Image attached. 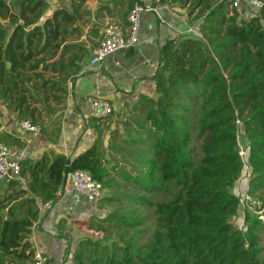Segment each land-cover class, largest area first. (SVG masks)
<instances>
[{
  "label": "trees",
  "instance_id": "obj_1",
  "mask_svg": "<svg viewBox=\"0 0 264 264\" xmlns=\"http://www.w3.org/2000/svg\"><path fill=\"white\" fill-rule=\"evenodd\" d=\"M87 2L68 0L48 13L47 0H0V101L18 122L44 131L98 43L104 19L123 21L135 3L142 5L105 0L93 14ZM262 2L243 18L231 0H151L200 22L198 36L177 35L160 46L148 77L155 97L139 94L123 108L121 120L106 128V145L99 120L91 118L96 136L89 147L73 157H26L23 180L2 181L0 264L34 263L29 235L38 200L55 202L76 169L101 184L98 203L107 211L80 221L73 264H264V222L243 211L245 230H238L243 207L233 191L246 163V191L264 201ZM238 122L248 141L245 163ZM0 142L23 145L9 134Z\"/></svg>",
  "mask_w": 264,
  "mask_h": 264
},
{
  "label": "crops",
  "instance_id": "obj_2",
  "mask_svg": "<svg viewBox=\"0 0 264 264\" xmlns=\"http://www.w3.org/2000/svg\"><path fill=\"white\" fill-rule=\"evenodd\" d=\"M47 1L50 6L48 13L62 3L68 4V0ZM92 1H95L93 7L90 4ZM103 1L105 0H88V8L95 14ZM141 1L142 6L147 10L141 14L136 44L129 50L111 53L99 66L88 65L90 54L84 58L80 63L79 74L66 84L67 95L63 108L58 114L50 115L48 119L52 124L45 119L44 131L33 132L21 129L15 114L0 101V134L19 138L23 143L20 149L27 152V158L37 160L44 152L63 153L73 157L89 147L96 136L82 119V114L87 110L89 97L105 98L113 106L115 120L98 121L104 132L105 145L108 141L106 128L113 127L115 122L121 120L123 108L131 107L139 94L155 97L153 82L148 77L157 67L160 46L167 39L177 35L198 34V23L189 20L183 11L174 12L166 6L152 7L151 0ZM119 21L122 25L126 24L125 19ZM101 37L100 28V39ZM57 123L58 131L54 129ZM11 145L12 148L19 149L18 146ZM239 184L240 181L234 185L233 191L236 194H240L237 191ZM246 186L245 182L244 191ZM38 205L39 218L29 235L35 252L42 255L44 264H73L71 254L78 238L84 232V228L79 223L94 213L93 204L87 202L84 196L73 189L72 182L68 178L61 189V195L55 202L41 203L38 200ZM239 219L241 218L238 216L235 221Z\"/></svg>",
  "mask_w": 264,
  "mask_h": 264
},
{
  "label": "built area",
  "instance_id": "obj_3",
  "mask_svg": "<svg viewBox=\"0 0 264 264\" xmlns=\"http://www.w3.org/2000/svg\"><path fill=\"white\" fill-rule=\"evenodd\" d=\"M262 0H231V6L237 11V14L243 18H249L253 12L262 7ZM146 7L135 3L126 16V24H109L102 30V37L98 43L91 49L88 65L99 66L105 58L115 51L129 50L133 48L138 40L140 31V18ZM198 35V34H197ZM87 110L82 114L84 124L88 127L90 119L103 120L112 113V105L109 100L101 97L87 98ZM21 129L28 131H40L38 126L31 125L28 121L19 123ZM93 130V128L90 127ZM27 152L24 149H14L7 144L0 142V182L13 179L22 181L20 162L26 158ZM244 167H248L244 164ZM68 178L72 182L73 189L85 197L87 202L93 204L100 198L101 184L94 179L91 174L83 169L72 171ZM247 187V186H246ZM57 196L61 195V189L57 190ZM241 204L243 211H249L258 215V218L264 222V201L249 194L246 189L241 195ZM243 218V217H242ZM238 230H245L242 222L236 224ZM44 264L43 257L39 252L34 254V263Z\"/></svg>",
  "mask_w": 264,
  "mask_h": 264
},
{
  "label": "rangeland",
  "instance_id": "obj_4",
  "mask_svg": "<svg viewBox=\"0 0 264 264\" xmlns=\"http://www.w3.org/2000/svg\"><path fill=\"white\" fill-rule=\"evenodd\" d=\"M95 2V1H94ZM94 2L92 1L90 4H91V6L93 7L94 6ZM50 8V7H49ZM200 22H198V24H199ZM109 24H120V21L118 20V19H110V20H104V22H103V25H102V27H101V30H103L107 25H109ZM197 24V28H198V25ZM198 30V29H197ZM192 35H194V36H198L197 34H193L192 33ZM112 105V104H111ZM112 109H113V106H112ZM114 111H113V113L108 117V118H106L105 119V121L104 122H107V121H113V120H115V115H114ZM238 135H237V138H238V149H239V153H240V155H241V157H242V160H243V162L245 163L246 162V160H247V153H248V141L246 140V137H245V135H244V129H243V126H242V124L240 123V122H238ZM103 140H104V137H103ZM110 164H112V162H110ZM245 165H246V163H245ZM247 166V165H246ZM242 178L239 180L240 181V184H239V188L237 189V191H239V193L240 194H238V195H240V197H241V195L244 193V183L246 182V177L248 176V174H249V169H246L245 167L243 168V171H242ZM244 182V183H243ZM0 186H4V184H1ZM234 189V188H233ZM101 195H100V197L101 196H103L104 194H105V191L103 190L102 191V188H101V193H100ZM256 197V196H255ZM99 200V199H98ZM98 200L95 202V203H93V208H94V213H91V214H96V215H103V214H105L106 213V211H107V209L105 210V209H103V208H101V207H99V203H98ZM240 217L241 219H239V220H237V221H235L236 223H234V225L236 226V224L238 223V222H242L243 221V213L242 212H239L238 213V215H237V217ZM237 217H236V219H237ZM235 219V220H236ZM79 225L80 226H82L83 228L85 227L83 224H80L79 223ZM84 230V229H83Z\"/></svg>",
  "mask_w": 264,
  "mask_h": 264
},
{
  "label": "water",
  "instance_id": "obj_5",
  "mask_svg": "<svg viewBox=\"0 0 264 264\" xmlns=\"http://www.w3.org/2000/svg\"><path fill=\"white\" fill-rule=\"evenodd\" d=\"M7 66H10V63L9 62L7 63Z\"/></svg>",
  "mask_w": 264,
  "mask_h": 264
}]
</instances>
